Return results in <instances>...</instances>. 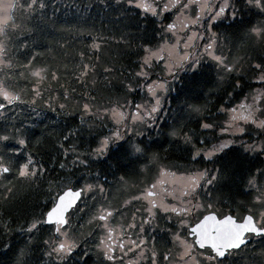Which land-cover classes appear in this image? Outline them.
<instances>
[{
	"label": "trees",
	"instance_id": "obj_1",
	"mask_svg": "<svg viewBox=\"0 0 264 264\" xmlns=\"http://www.w3.org/2000/svg\"><path fill=\"white\" fill-rule=\"evenodd\" d=\"M102 7L99 0H50L43 13L38 10L34 19L28 17L27 20L20 10H14L15 22L21 25L16 29L11 24L8 27V49L14 66L11 69L0 67V79L20 92L24 99L31 100L35 78L27 76V70L22 65L32 56H36L34 64L37 67H49L57 71L60 79L58 82L46 79L42 83L43 96L38 98L36 106H9L5 110L6 118H0V124L14 123L27 129L26 134L30 139L28 151L46 169L35 183L19 179L12 180L10 185L8 181L0 182V222L9 223L12 229L5 232L0 228V264H17L21 250L24 252L21 264H45L43 239L50 233L38 231L29 234L21 232L20 228L46 213L53 205L52 197L67 187L77 189L99 180L105 189L102 195L90 192L84 196L83 204H79L68 214L69 235L79 243V247L74 250L67 264H84L85 260L87 264H109L103 258L100 259L99 256L102 255H98L96 251V232L99 231L97 222L89 221L100 203H110L113 208H119L124 200H130L137 190H142V182L150 181L156 175L158 166L178 174L207 170L209 176L216 175L217 181L201 191V199H211L214 208L220 213L243 216L252 205L255 189L250 188L247 181L250 174L258 175L259 170L264 169V152L246 151L245 148L253 143L264 146V136L258 135L257 130L251 126L243 134L222 133L220 128L226 117L224 114H217L216 109L221 104H238L254 88H261V85L255 83L257 72L253 65L264 63V43L250 36L249 29L264 24V12L255 6L249 9L242 3L237 4L242 9L245 21L243 25L232 26L230 20L213 25V28H220L216 31L217 49L220 52L222 50V53L218 54L226 57L227 62L237 63L239 71L225 74V79L221 81L215 61L204 57L202 71L194 79L192 73L179 71L177 78L168 83L170 91L165 98L163 96L161 111L156 114V123L151 128L143 124H130L126 139L131 138L133 142L144 141L150 145L152 141H156L152 145V151L160 158L158 165L150 166L145 173H140L135 165L127 170L117 168L114 160L105 164L102 159H93L88 167L72 165L75 154L69 152L65 160L60 149V144L69 147V142L63 139V134L69 129H81L77 136L71 138L78 152L96 148L101 134L109 135L116 129L110 119L101 123L94 118L85 117L86 123H80L82 113L78 110V105L84 102L86 93L95 97L90 102L101 111L115 107L117 101L122 103L124 99H128L135 104L142 103L146 98L144 90L128 93L125 84L129 80L135 82L132 74L139 70L138 63L143 55L141 46L148 41L153 46L160 42L159 32L156 31L159 25L153 24L152 18H149L147 21H139L137 27L136 20H118L117 16H122V13L103 11ZM93 39L100 46L98 51L91 48ZM81 52L86 54L84 62L95 65L87 87H82L74 78L78 74ZM105 68H110L111 71L105 72ZM152 70L160 72L161 68L154 66ZM237 80L241 82V88L234 87ZM66 90L68 100L63 98ZM230 92L233 93L231 98L228 96ZM50 96L54 99H49ZM48 103H52L57 111L49 110ZM59 103H65L68 107L60 112ZM189 103L206 106L207 110L201 115L190 113L187 107ZM207 116L214 118L217 125L215 129L203 130L199 127L198 122ZM174 128L193 131L194 141L205 139L209 148L224 140L234 143L211 159L201 156L192 160L191 145L170 135ZM137 131L141 134L137 135ZM196 147L203 148L205 145L197 143ZM61 162L68 163L71 172L61 169ZM121 176H125L127 183L120 180ZM259 183L264 187V178H260ZM5 185L12 187L11 193L4 192ZM4 196L8 198L4 199ZM128 205V208L121 210L123 218L117 214L116 220H131L137 203L132 200ZM136 216L141 218V212L136 213ZM155 228L158 234L161 228ZM8 244L11 245L10 249L5 248Z\"/></svg>",
	"mask_w": 264,
	"mask_h": 264
},
{
	"label": "snow or ice",
	"instance_id": "obj_2",
	"mask_svg": "<svg viewBox=\"0 0 264 264\" xmlns=\"http://www.w3.org/2000/svg\"><path fill=\"white\" fill-rule=\"evenodd\" d=\"M103 6V11L111 10L118 14V20L124 18L137 21H147L149 18L153 24L159 25L158 31L160 42L155 46L151 41L142 45L143 55L138 63V71L133 73V80L125 84L128 93L147 90L151 97L145 103H135L124 99L121 103L116 102L115 107L104 108L102 111L90 101L95 97L90 93L84 96V102L78 105V110L82 113L80 123H86L85 117L94 118L103 123L110 119L116 129L109 135L101 134L99 144L96 148L78 152L72 137L78 135L81 129H69L63 134L64 141L69 142V147L60 144L62 154L67 160L69 152L75 154L72 165H82L88 167L90 161L103 160L105 164L109 160L115 161V166L127 170L135 165L140 173H145L150 166L159 164V155L152 151V145L144 141L133 142L131 138L126 139L130 124L139 122L151 128L157 120V113L161 111V96L158 93H168L170 91L168 81L159 82L151 80V70L154 66L162 65L167 76L173 80L177 78L178 71L193 74V79L199 75L203 68V58L206 56L215 61L218 69V78L223 81L225 74L239 71L235 62H227L223 55L216 54L217 36L212 31V27L217 22L223 23L230 20L232 26L243 25L242 9L237 4H244L251 9L255 6L264 12V0H99ZM50 0H0V67L11 69L13 61L10 57L8 42L10 33L8 27L11 24L13 29L20 28L14 19V10H20L24 19L35 18V13L39 10L44 12L49 6ZM54 22V21H53ZM250 23V22H249ZM204 31L201 32L200 29ZM146 31V29H145ZM179 33H185L184 36ZM210 33V35H209ZM156 32L154 31L153 38ZM249 35L258 42L264 43V24L252 26ZM199 41L204 43L201 45ZM99 44L93 39L91 48L99 50ZM189 49H198L189 51ZM25 55H29L25 53ZM85 53L81 52V62L78 64V74L74 78L82 87H87L90 73L94 74L95 65L84 62ZM36 56H32L27 63L22 65L27 70L26 75L32 78L33 94L31 100H26L21 93L12 89L5 80L0 79V118H6L5 110L9 106L18 104H30L36 106L38 98H42L44 89L41 87L46 79L59 81L57 71L49 67H37L34 64ZM253 68L257 72L256 84L261 88H254L252 92L244 95V99L235 105L221 104L217 107V114H224L226 117L222 133L229 132L231 135L243 134L248 131V126L257 130V134L264 136V63H256ZM105 72H110V68H105ZM25 75V73H22ZM235 88H241V82L236 81ZM72 91H75L73 89ZM233 93H228L231 98ZM63 98L69 99L67 90ZM49 99H54L49 97ZM48 109L56 112L57 108L52 103H48ZM68 105L59 103L58 108L63 112ZM190 113L201 115L206 106L189 103L187 105ZM129 109H134L129 111ZM35 110V107H33ZM203 130H212L217 127L214 118L204 117L198 122ZM92 127V125H89ZM27 129L16 124H0V182L12 180L31 181L35 183L46 171L28 151L30 139L27 136ZM140 135V132H136ZM170 135L181 139L185 144L191 145L192 160L203 156L211 159L218 153L224 152L234 141L224 140L218 144L207 147L208 141L198 139L194 141L193 131H182L174 128ZM205 145L197 148L196 144ZM246 151L264 152V146L248 144ZM60 168L71 172L68 163L61 162ZM264 178V169L257 174H250L247 183L255 189L252 205L247 209L246 215L238 216L234 214H223L214 208L211 199L204 201L200 198L201 191L217 181L216 175L209 176L207 170H191L178 174L166 167L158 166L156 175L146 182H142V190L138 195H133L130 200H124L119 208H113L110 203L102 202L96 212L91 217L89 223H96L101 232L96 244L98 255H102L107 262L114 264L117 260L120 264H140V261L147 258L148 264H230L231 258L245 251L250 243L259 238L264 241V187L259 183V179ZM69 182L71 178L69 177ZM120 180L127 183L125 176ZM52 182H50L51 189ZM105 191L103 183H86L83 187L73 189L67 187L62 192H57L53 197V206L46 213L35 217L27 226L21 227V232L34 234L38 231H48L50 234L43 239L45 264H67L79 243L69 237L70 216L72 209L82 196H87L90 192L103 194ZM5 193H11L12 187L5 185ZM211 194L209 193V196ZM4 196V199H7ZM132 200L144 202L143 208H137L132 213L131 220L123 223L116 220L119 214L123 218L121 211L126 208ZM143 212L139 222L136 213ZM162 214V215H161ZM194 217L191 223L188 218ZM158 218H165L169 222L175 220L179 229L186 232L182 235L179 230L171 232L173 245L165 251H158L155 242V235H149L148 227L154 225ZM51 226L45 228L44 226ZM0 228L5 232H10L11 226L7 222H0ZM191 237V240L188 239ZM31 239V236L29 237ZM149 242L152 247L147 246ZM10 249L11 245H5ZM119 252V256L117 255ZM131 254V255H130ZM24 252L21 250L17 257V264H21V257ZM264 256V251L261 252ZM39 264V262H37ZM87 264V260L84 261Z\"/></svg>",
	"mask_w": 264,
	"mask_h": 264
},
{
	"label": "flooded vegetation",
	"instance_id": "obj_3",
	"mask_svg": "<svg viewBox=\"0 0 264 264\" xmlns=\"http://www.w3.org/2000/svg\"><path fill=\"white\" fill-rule=\"evenodd\" d=\"M134 201H138L139 205L142 206V202L140 200H134ZM191 219H194V217H189L188 218L189 222ZM139 220H140V217H137V222H139ZM157 225H160V228H161L158 234L156 233V228H155L157 227ZM146 227H148L149 235H155L156 237L155 246L158 251H165L167 248L173 247L171 243V240H172L171 232L173 230H179L182 235L186 236V232L183 229H179V226L175 224V220H173L172 222H169L165 218H159L158 220L155 221L154 225H152L151 227L149 226H146ZM100 232H101L100 230L96 232L97 242L100 236ZM188 239L191 240V237H188ZM152 246H153L152 243L149 242L147 247L150 249ZM263 250H264V241H261L259 238H257L256 240H254L252 243L248 245L245 251H242L235 257H232L230 264H234V263L264 264V256L261 255V252ZM117 255L119 256V252H117ZM143 264H148L147 258H145V261L143 262ZM161 264H163L162 261H161Z\"/></svg>",
	"mask_w": 264,
	"mask_h": 264
},
{
	"label": "rangeland",
	"instance_id": "obj_4",
	"mask_svg": "<svg viewBox=\"0 0 264 264\" xmlns=\"http://www.w3.org/2000/svg\"><path fill=\"white\" fill-rule=\"evenodd\" d=\"M217 24H218V22H217ZM218 29H220V28H213V27H212V31L215 32V33H216V31H217ZM200 31L203 32L204 29L201 28ZM179 35L184 36L185 33H179ZM209 35H210V33H209ZM216 36H217V33H216ZM199 43L202 45L204 42H203V41H199ZM197 50H198V49H189L190 52H191V51H197ZM215 51H216V54H218V53H222V50H221V52L218 51L217 47H216ZM218 55H220V54H218ZM205 57H206V56H205ZM159 67L161 68L160 72L151 70V76H150V79H151V80H156V81H159V82H163L164 80H167L168 83H169V82L172 80V78L169 77V76H167V73L164 71L162 65H159ZM178 72H179V71H178ZM178 72H177V73H178ZM158 75H159L160 77H158ZM176 75H177V74H176ZM144 91H145V94H146V98H145V100H144L142 103H145V102L151 100V97L148 95L147 90L144 89ZM158 95L161 96V101H162V100H163V96H164V98H165L166 93H162V92H161V93H158ZM132 110H134V109H129V111H132ZM137 124L142 125V124H140L139 122L135 123L134 125H137ZM131 125H133V124H131ZM224 133H227V134L231 135L229 132H224ZM236 135H237V134H236ZM201 171H204V170H201ZM139 193H140V190H137V193H136L135 195H138ZM200 198H202V195L200 196ZM141 202H142V206H140V209H142V208H143V205H144V204H143L144 202H143V201H141ZM128 207H129V205H127V208H128ZM125 209H126V208H125ZM122 210H124V209H122ZM141 214L144 215L143 212H141ZM158 219H159V218H158ZM158 219H157V220H158ZM117 221L123 223V219H119V220H117ZM191 221H192V219L190 220L189 223H191ZM97 223H98V222H97ZM157 226H158V228H160V225H157ZM99 230H100V229H99ZM100 231H101V230H100ZM69 234H70V230H69ZM69 237H70V235H69ZM70 238H71V237H70ZM96 251H97V248H96ZM144 261H145V258L142 259V260L140 261V264H143ZM115 263H116V264H120V261L117 260L116 262H114V264H115ZM109 264H110V262H109Z\"/></svg>",
	"mask_w": 264,
	"mask_h": 264
},
{
	"label": "water",
	"instance_id": "obj_5",
	"mask_svg": "<svg viewBox=\"0 0 264 264\" xmlns=\"http://www.w3.org/2000/svg\"><path fill=\"white\" fill-rule=\"evenodd\" d=\"M78 202V201H77ZM77 204V203H76ZM70 211V210H69Z\"/></svg>",
	"mask_w": 264,
	"mask_h": 264
}]
</instances>
